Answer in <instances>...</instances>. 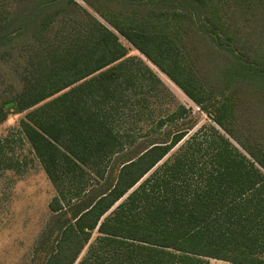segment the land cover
Returning a JSON list of instances; mask_svg holds the SVG:
<instances>
[{"label": "trees", "instance_id": "obj_1", "mask_svg": "<svg viewBox=\"0 0 264 264\" xmlns=\"http://www.w3.org/2000/svg\"><path fill=\"white\" fill-rule=\"evenodd\" d=\"M83 1L114 30L77 0H0V59L11 66L13 73L7 74L14 92L0 105V123L9 102L19 111L40 103L22 126L52 181L72 183L75 172L82 175L86 168L97 177L95 184L77 183L69 197L59 191L53 198V213L36 246V264H74L94 229L106 254L117 258L114 264H210L211 259L264 264V16L253 21L262 26L248 32L254 42L230 45L232 65L217 74L221 94L231 90V97L240 92L241 98L213 111L201 107L228 135L218 132L212 141L209 168H196L197 157L185 155L170 174L141 187L147 198L155 192L166 194V200L146 208L142 220L102 219L193 126L190 118L179 121L188 113L179 105L150 130L153 136L137 140L116 130L95 102L89 105L88 99L96 101L97 85L109 93L105 82L114 80L115 69L108 66L128 53L117 33L199 103L180 78V47L174 39L184 35L179 20L188 22L194 33L198 20H210L202 15L209 4ZM254 1L264 14V0L249 2ZM103 5L118 9V17L111 18ZM15 52H23L26 62ZM245 56L250 59L245 61ZM226 105L234 120L231 127L221 116ZM235 109L240 111L236 116ZM178 166L183 174L194 169L195 174L188 179Z\"/></svg>", "mask_w": 264, "mask_h": 264}, {"label": "rangeland", "instance_id": "obj_2", "mask_svg": "<svg viewBox=\"0 0 264 264\" xmlns=\"http://www.w3.org/2000/svg\"><path fill=\"white\" fill-rule=\"evenodd\" d=\"M77 1L112 28L85 1ZM243 1L207 0L209 6L202 8V15L209 17L210 20H198L194 29L195 33L190 29L188 22H184L185 20L178 22L181 29L180 34H184L174 39L180 47V78L193 95L201 101L199 103L125 37L117 33L123 43L129 47L128 53L108 66H113L115 69L114 80L105 82L109 93L105 94L103 85H97L95 87L97 102L89 101L86 96L89 105L95 102L93 105L105 110L107 120L116 130L125 131L130 138L134 137L133 139L137 140L153 136L154 134L149 133L150 130L179 105L185 106L188 110L187 116L179 121L185 122L190 118L188 122L191 121L193 126L186 131L179 144L104 213L102 219L119 216L142 220L146 208L166 200V194L155 192L147 198L146 194L142 193L141 187L145 185L144 183H152L156 177L161 178V176L170 174L169 169L177 166L179 159L185 155L197 157L196 168H209L208 159L212 150V141L217 139L218 132L227 137L228 135L223 127L201 107L207 105L213 111L222 103L232 105L234 100L241 98L240 92L231 97L229 92L231 90L222 95L221 82L217 74L220 73L222 67L232 65V52L229 47L233 49V46L230 45H246L254 42L253 36L248 35V32L263 24L257 25L253 22L264 16L262 6L255 1L250 3L252 0ZM102 7L111 18L118 17V9L113 10L106 5ZM246 18L251 21L247 23ZM175 22H177L176 19L171 20V27L176 24ZM208 30L215 33L212 34L215 38L209 36ZM14 55L18 56L19 61L26 62L23 52L20 54L15 52ZM244 58L245 61L250 59L246 56ZM4 61L0 59V105L10 99L14 93L10 85L13 80L7 74L13 71H10L11 66ZM11 65L15 67L14 63ZM89 79L90 76L83 82ZM234 90L236 89L233 88L232 91ZM251 99L254 98L251 97ZM9 103L5 109L7 117L0 123V264H36V246L53 213L50 208L53 198L59 195V191H64L69 197L77 191L75 189L77 183L83 184L87 181L88 184H95L97 177L95 173L86 168L82 175L80 172H75L76 178L72 183L64 181L62 185H58L59 182L55 184L34 152L22 126L29 111L38 107L40 103L24 111L16 109L14 101ZM228 105L222 107L220 111H222L221 116H223L224 123L231 127L234 120H232ZM234 112H236L235 116L240 113L238 109ZM167 126L168 122L162 129ZM253 147L255 151L258 149L257 145ZM248 157L252 158L250 155ZM178 170L188 179L196 171L194 169L191 173V170H188L183 174L179 166ZM98 236L97 229H94L74 264H114L118 262L113 253L106 254L105 249L98 242ZM209 262L210 264H229L216 259H211Z\"/></svg>", "mask_w": 264, "mask_h": 264}]
</instances>
